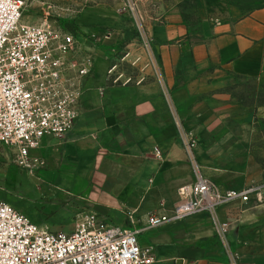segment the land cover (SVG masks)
I'll return each instance as SVG.
<instances>
[{"label": "crops", "instance_id": "0c3cea01", "mask_svg": "<svg viewBox=\"0 0 264 264\" xmlns=\"http://www.w3.org/2000/svg\"><path fill=\"white\" fill-rule=\"evenodd\" d=\"M114 1L86 0L72 21L57 17L58 27L87 42L93 60L74 127L38 152L56 170L46 175L58 179L50 205L72 228L89 210L123 225L128 211L140 217L174 205L195 163L222 189L263 183L252 149L264 106L251 107L234 84L264 77V0H149L139 30L128 28V12ZM42 6L40 21L52 11ZM185 134L197 142L191 151ZM262 195L218 208L231 223L228 247L220 237L194 238L195 215L147 230L140 244L152 247L153 264H264Z\"/></svg>", "mask_w": 264, "mask_h": 264}, {"label": "built area", "instance_id": "2783aa9c", "mask_svg": "<svg viewBox=\"0 0 264 264\" xmlns=\"http://www.w3.org/2000/svg\"><path fill=\"white\" fill-rule=\"evenodd\" d=\"M145 1L126 0L125 10L138 27ZM25 7L26 0H0V147L11 148L18 165L33 172L44 164L38 152L46 141L64 142L80 115L93 51L76 32L48 19L25 21ZM184 138L191 151L195 138ZM263 192L264 182L222 189L195 163L193 181L178 189L171 207L161 203L140 217L128 211L123 225L96 211H81L71 232L36 222L0 199V264H153L152 247L141 246L139 235L204 213L228 247L231 223L219 219L218 208L261 200Z\"/></svg>", "mask_w": 264, "mask_h": 264}, {"label": "rangeland", "instance_id": "374dc122", "mask_svg": "<svg viewBox=\"0 0 264 264\" xmlns=\"http://www.w3.org/2000/svg\"><path fill=\"white\" fill-rule=\"evenodd\" d=\"M86 0H26V7L23 18L28 22L40 21L42 13L45 12L42 3L48 2L52 5L51 15L48 21L58 27L57 17L66 18L72 21L79 7ZM219 0H212L217 3ZM48 6V5H47ZM116 11H121L120 7H125L124 0H116L113 3ZM48 9V7H46ZM128 28L130 30H139L132 16L128 13ZM60 26V25H59ZM235 93L251 107L258 108L264 106V77L257 80H236L234 84ZM259 131L253 145V153L257 155L264 164V119L259 123ZM40 159L44 164L35 168L33 172L24 169L18 165L15 160L14 152L11 148L0 147V199L12 204L19 211L27 214L34 221L49 225L50 227H62V230L71 232L73 221L66 213L51 206L57 200L52 190L58 183V179H48L46 175L51 172L56 173L49 159H44L40 154ZM62 214V215H60ZM190 228L188 231L194 238L200 241L219 237L210 215L198 214L188 219ZM66 227V228H65ZM60 230V229H56ZM147 232L139 235L144 238ZM199 240H196L199 242ZM165 264V263H155Z\"/></svg>", "mask_w": 264, "mask_h": 264}]
</instances>
